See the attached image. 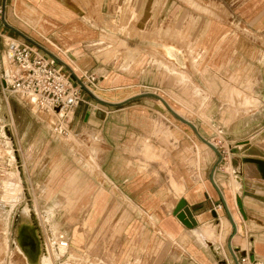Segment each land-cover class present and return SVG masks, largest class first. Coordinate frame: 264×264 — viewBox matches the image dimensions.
I'll return each instance as SVG.
<instances>
[{"label":"crops","instance_id":"0c3cea01","mask_svg":"<svg viewBox=\"0 0 264 264\" xmlns=\"http://www.w3.org/2000/svg\"><path fill=\"white\" fill-rule=\"evenodd\" d=\"M4 1L0 159L5 158L7 169L16 156L25 160L31 180L43 170L46 155L48 166L57 171L71 162L69 178L55 187L64 192L55 205L89 211L85 218L69 220L81 225L66 231L70 243L55 245L45 236L51 231L56 237L58 225L31 212L54 264L69 245L73 253L93 252L101 259L106 247L87 243L103 241L109 224L114 239L136 240L122 252L141 260L138 264H240L243 258L264 264V0ZM185 32L187 39L179 36ZM25 43L55 58L81 88L82 102L68 130L101 139L99 151L95 148L83 164L74 156L58 163L60 154H47L52 137L40 146L45 119L54 128L55 115L42 113L19 94L2 92V76L18 69L11 48ZM126 48V60H115ZM86 73L96 76L93 85L84 86ZM201 111L204 118L196 115ZM201 136L241 143L216 168L215 183L211 174L218 154L199 146ZM17 164L0 178V208L20 205L22 195L13 203L4 200L2 185L13 172L15 191L22 194ZM51 190L54 186L44 187L49 199ZM182 200L195 220L192 227L175 214ZM3 219L0 215V245L11 240L9 235L13 240L9 247L0 246V264H12V256L14 264H31L14 243L16 225L30 217L22 210L13 221L14 233ZM87 224L95 235L89 236Z\"/></svg>","mask_w":264,"mask_h":264},{"label":"rangeland","instance_id":"374dc122","mask_svg":"<svg viewBox=\"0 0 264 264\" xmlns=\"http://www.w3.org/2000/svg\"><path fill=\"white\" fill-rule=\"evenodd\" d=\"M139 18H140V16H139ZM185 29H186V27H185ZM166 33H167V35L165 37H170L171 31H167ZM187 33H189V32L187 31ZM187 33L186 32L180 33L179 36L182 37L183 39H187L186 38ZM172 34L174 35V34H176V32H172ZM134 38H138L137 34L135 35ZM126 50H127V48L124 49L125 53L124 52H121V53L118 52L117 56L114 59L116 60L117 57L118 58H125L126 54H127ZM139 52H141V50H139ZM138 55H139V53H138ZM131 57L133 58V56H131ZM125 60H126V58H125ZM204 96H207V95L206 94L205 95H196V98L200 99ZM207 97H205L206 100H204V98L202 99L201 105H206ZM42 113H44V111H42ZM189 113L192 115L191 112H187L184 114L188 115ZM190 114H189V116H191ZM196 115L203 117L202 115H204V112H202V111L198 112V113H196ZM46 116L49 118V116L47 114H46ZM46 116L44 115L45 118H46ZM9 127H10V129H12L11 126H9ZM44 128H43L44 130H42V133H45V134H41V138H42L41 140H44V141H43V143H40V146H42V144H44V142H46L47 139H50V137H52L53 142L50 146V151H48L47 154L52 153V152H53V154L56 153V155L60 154V160L61 161L59 160L58 163H62L64 157H70V156L73 157L74 156L75 162H78L79 164H81V163L83 164V160L87 157L88 154L90 155L91 153H94L93 150L95 148L97 149V151H99L98 149H99L100 144H101V139L98 138V136H95L94 134L88 135V134L84 133V134H78L77 135L74 132H72L71 129H69L68 133L65 135L59 134L56 131H54V128L52 127V125L50 126L48 120H46V119H45V123H44ZM218 131H220V129L217 128V132ZM54 134H56V135H54ZM220 140H221V142H220ZM7 141H8V144L10 145V148L13 149L14 144L11 142L10 137H8ZM211 143L218 148V150L223 155V157H224V154H235L238 152V150H236V148L237 147H239V149L241 148V146H240L241 143L229 145L226 142L225 138H223L221 136H220V138H217L214 142H211ZM198 144L200 147L201 146L202 147L208 146V148L210 150L212 149L207 143H204L203 141H200ZM23 145H24V148H23L24 152H28L29 144L24 143ZM0 151L2 152L1 149H0ZM66 154H70V155H66ZM215 154H217V153L215 152ZM12 155L16 156V154H13V152H12ZM4 156H6V155L3 154V157ZM13 160H15V159H13ZM48 160H49V158L46 155L45 158L42 160L44 162V164L42 166L43 168H41V169H43V170L39 174L36 173V175H34L32 180H31L32 175L28 173V170H27L26 165H25V163H26L25 160L17 158V156H16V160L14 161V163L13 162L11 163V166L13 165L14 167H16L15 166L16 161L19 164L20 172H21L20 179L22 182V185L20 188L22 189V194L17 193V191H15L16 186L18 184L14 180L15 178L12 179V177H14L13 176L14 173L11 172L9 174L8 179L3 181V184H2L3 190H4L3 198L7 203H13L12 201L17 199L18 196L20 197L22 195V197H21L22 202L20 201V205L15 207L14 209H12L10 205L6 206L5 208H0V215H3L6 217V220L5 219H3V220L6 221V223L7 222L9 223V231H12V233H14V227H15V223L13 225V221H14L15 217H17L18 214L22 213V210H23V213L25 214V216L30 217V220H21L16 225L15 233H14V235H15L14 243H15V246L17 247L18 250H20V249H19V246L17 244L18 243V237H16V236L18 235V229H19L20 225L22 223H28L29 224V223H32L33 221H35L37 223L39 230H40V239L42 240V252H44V255H42V259H41L42 264H54V262H53L51 256L48 254V251L46 248L47 247L46 243L42 237V230H41L40 224L37 222L36 217L34 215H32L31 212H37V215L39 214L41 216V219L51 220V224L55 223L58 225V231H57L56 237H54V235L52 234L51 231H49V233H47V235L45 236V239L47 241L52 242V244H54V245L59 240L69 241V243H70V240L67 238L66 231L74 230L75 225L80 226V227H81V225H79V223L71 224L69 222V220L71 221V219L73 217L74 218L76 217L75 219L79 220L80 215H82V217L85 218L86 217L85 215L89 213V211L88 212L83 211L81 214V208L64 206V205H62L63 203H59V204L55 205V202L63 201V194H64L63 191L56 190L55 187H57V188L62 187L64 182H66V178H69V176L71 174V172L69 171V168L71 169L72 164H71V162H68L70 164L67 166V169H65L64 168L65 166H63L62 169L57 171V169L54 170L53 166H52V168H50V166H48ZM1 162H4V166H3L4 175L2 176L0 174V178H5L6 177L5 175H7V173L5 171L8 172L10 170H14V167L12 168L10 166L12 169H10V167L7 169L5 167L6 166L5 165V158L3 160L0 159V163ZM22 167L24 168L23 170H21ZM230 170L233 171V169L231 167H230ZM46 185L50 186V188H52L54 186V189H55V190H53L54 192L51 190L52 195L54 193L53 196L51 195V199H49L50 193L47 194V192L44 191V187ZM46 199H48L47 202L45 201ZM56 199H59V200L55 201ZM52 219H53V221H52ZM3 225H4L3 221H0V229ZM123 225H124V227H123V229H124L126 227V224L124 223ZM86 226L88 227V226H90V224H87ZM80 227H78V228H80ZM82 227H83V224H82ZM110 228H111V224H109L107 230L104 231V233L102 234V236L104 237L103 241H100L101 238L98 240L93 238V239H89L88 243H87L88 247L90 246L91 243H92L91 246L94 245V247H95V245H98L99 242L102 243L103 246L106 247L107 254L101 256L102 260L97 259V258H100V256H95L93 254V252H92V254L87 255V256L81 255L79 253H73V251H71V249L69 248L70 247V245H69L66 253L63 256H61L60 260H56L55 263L56 264H65L66 261H69L72 264H97V262L98 263L99 262H105V263H100V264H108V263H110V264H138V262L141 263V260H139L138 262H135L132 259L133 258L132 254H125L126 252L125 253L122 252L123 249L126 250L127 247H129V243H130V245H133V243L136 242V240L134 242L133 241L130 242V240L128 238H124V239L120 238L119 240L114 239L112 232L111 233L109 232ZM89 229H91V228H89V227L87 228L89 236L91 234H92L91 236L95 235V231L90 232ZM115 230H116V228H115ZM115 230H114V232H115ZM45 232H46V230H45ZM120 232H121V234H123V232H126V231L122 230L120 228ZM48 235H49V237H48ZM9 236H10L11 240L6 244V241H5L6 239H5L4 240L5 243L3 245H0V246H2V247L8 246L9 247V245H11L13 237H11V235H9ZM77 246H78V244H77ZM56 247H57V244H56ZM59 247L61 248V252H63L65 250L66 245L64 242L63 243L61 242L59 244ZM125 250H123V251H125ZM70 252H71V254H70ZM72 253H73V256H72ZM15 257L16 256H12V264H14L13 259Z\"/></svg>","mask_w":264,"mask_h":264},{"label":"built area","instance_id":"2783aa9c","mask_svg":"<svg viewBox=\"0 0 264 264\" xmlns=\"http://www.w3.org/2000/svg\"><path fill=\"white\" fill-rule=\"evenodd\" d=\"M5 15V1L0 0V22ZM11 53L18 69L2 76L4 95L19 94L39 110L56 116L54 131L68 133L75 111L82 102L81 88L73 84L69 74L58 66L57 60L44 56L35 46L14 44ZM96 76L85 74L84 86L93 85ZM224 154V157L225 158ZM243 258L240 264H248Z\"/></svg>","mask_w":264,"mask_h":264},{"label":"bare ground","instance_id":"6f19581e","mask_svg":"<svg viewBox=\"0 0 264 264\" xmlns=\"http://www.w3.org/2000/svg\"><path fill=\"white\" fill-rule=\"evenodd\" d=\"M236 150H240L239 147H237ZM233 167L236 169V162ZM234 180L238 185V178H235ZM18 244L31 264L40 263L42 253V240L40 239L39 227L35 221L29 224L22 223L20 225L18 229Z\"/></svg>","mask_w":264,"mask_h":264},{"label":"water","instance_id":"95a60500","mask_svg":"<svg viewBox=\"0 0 264 264\" xmlns=\"http://www.w3.org/2000/svg\"><path fill=\"white\" fill-rule=\"evenodd\" d=\"M100 114H101V112H100ZM188 123L191 124L196 129V127L192 123H190V122H188ZM202 139L204 140L205 143H207L218 154V161L215 164V166H214V168L212 170V174H211V179L215 183V181H214V173H215L216 168L223 161V155L220 153V151L218 150V148L215 145H213L209 140H207V139H205L203 137H202ZM239 205L241 206L240 203H239ZM175 214L178 216V218L184 224H186L189 227H192L193 224L195 223V220L193 219L192 215L190 214V212L186 208V204H185V201L184 200H182L179 203V205L177 206V208L175 210Z\"/></svg>","mask_w":264,"mask_h":264}]
</instances>
